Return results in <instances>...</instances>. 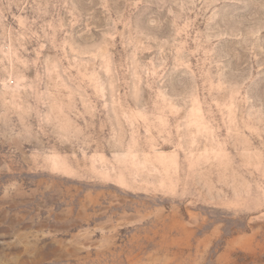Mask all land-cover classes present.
Here are the masks:
<instances>
[{
	"label": "rangeland",
	"instance_id": "374dc122",
	"mask_svg": "<svg viewBox=\"0 0 264 264\" xmlns=\"http://www.w3.org/2000/svg\"><path fill=\"white\" fill-rule=\"evenodd\" d=\"M0 264H264V0H0Z\"/></svg>",
	"mask_w": 264,
	"mask_h": 264
}]
</instances>
